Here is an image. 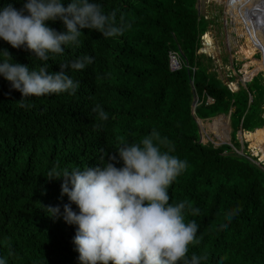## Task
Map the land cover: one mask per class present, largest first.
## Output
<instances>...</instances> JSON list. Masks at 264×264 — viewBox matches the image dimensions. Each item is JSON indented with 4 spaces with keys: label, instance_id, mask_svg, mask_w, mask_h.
<instances>
[{
    "label": "trees",
    "instance_id": "16d2710c",
    "mask_svg": "<svg viewBox=\"0 0 264 264\" xmlns=\"http://www.w3.org/2000/svg\"><path fill=\"white\" fill-rule=\"evenodd\" d=\"M90 2L105 14L116 11L117 21L122 15L131 27L112 38L81 30L78 45H64L63 55L49 53L48 61L0 40L11 62L30 70L47 65L54 72L81 56L93 58L82 70L66 69L79 84L74 95L28 97L23 108L17 103L21 94L0 76V259L6 264H80L73 243L76 226L63 219V205L69 202L61 196L63 180H49L48 173L57 165V170L94 167L102 155L138 143L155 129L173 146L170 154L187 162L168 193L169 203L187 201L199 209L198 215L185 212L186 222L198 225V243L189 246L188 258L204 257L200 264H264V166L227 145L201 144L191 114L195 96L196 118L231 112L232 146L240 151V126L249 132L264 126L261 76L246 74L254 79L232 93L209 72L211 59L197 52L210 21L198 15L197 0ZM7 3L20 8L23 0H0V7ZM48 25L63 30L59 21ZM249 35L246 42L256 43L250 48L255 54L262 44ZM246 48L238 46L239 59ZM170 52L183 62L176 72L169 70ZM4 59L0 55V62ZM208 99L213 103L208 105ZM96 105L108 115L106 121L97 120ZM57 206L60 214L50 216L46 209ZM234 209L239 211L228 221L226 214Z\"/></svg>",
    "mask_w": 264,
    "mask_h": 264
},
{
    "label": "clouds",
    "instance_id": "9594fccd",
    "mask_svg": "<svg viewBox=\"0 0 264 264\" xmlns=\"http://www.w3.org/2000/svg\"><path fill=\"white\" fill-rule=\"evenodd\" d=\"M199 9L197 6L198 15ZM57 21L63 30L48 25V22ZM130 27L122 15L118 22L116 11L105 14L99 4L90 0H68L67 4L62 0H23L20 8L13 3L0 7V40L13 49L32 53L41 61H48L49 53L63 55L64 45H78L81 30H95L105 38H112L123 35ZM202 47L201 42L199 50ZM0 55L5 58L0 62V76L11 89L21 94L17 103L22 108L28 106L25 103L28 97L64 92L74 95L79 84L67 74L66 69L82 70L93 63L92 57L81 56L71 64H61L59 71L49 72L47 65L30 70L28 65L11 62L12 55L7 49H0ZM179 62L180 68L172 71L169 58V70H180L183 65L180 57ZM238 83L236 91L228 87L231 82L225 86L236 93L240 85L243 86L242 82ZM212 103L213 100H207L208 105ZM92 110L97 113L98 121L108 119L99 105ZM222 115L207 120L192 115L195 122L196 119L202 121L201 128L198 127L199 136L200 132L201 137L205 134L202 129L204 122H212ZM100 126L95 124L94 129ZM231 134L230 142L220 145H227L238 155L245 156L239 153L242 145L237 134L240 151L232 146ZM201 137L200 143L203 144ZM172 151L174 148L167 138L153 129L138 143L123 144L115 154L102 155L100 163L94 167L57 170V165L48 173L49 180H63L61 196H67L69 200L63 205V219L65 223L76 226L73 243L79 253L80 264H200L204 257L192 254L188 258L189 246L198 243V225L195 221L185 220L186 211L198 215L199 209L187 201L169 203L168 189L187 167L186 161L170 154ZM248 158L256 164L257 158ZM117 164L122 166L117 167ZM73 204L78 212L73 210ZM46 211L56 217L60 214V207H49ZM238 211L230 210L226 219L231 221ZM221 227H227V224ZM0 264H6L5 260L0 259Z\"/></svg>",
    "mask_w": 264,
    "mask_h": 264
},
{
    "label": "rangeland",
    "instance_id": "374dc122",
    "mask_svg": "<svg viewBox=\"0 0 264 264\" xmlns=\"http://www.w3.org/2000/svg\"><path fill=\"white\" fill-rule=\"evenodd\" d=\"M198 9L200 12V16H203L206 20L210 21V24L208 25L207 32H206V34H209V37H207L208 39L206 41V46L208 45L207 47L210 52L206 54L203 51L205 56L211 59L212 67L209 72L215 73L217 76V79L220 80L224 85L230 84L231 82L233 91L237 90L236 84H239L238 82H241L243 79H248L246 80L247 82L251 81L253 77L247 76L246 74H250L253 71L257 72L255 77L261 76L262 81H263L262 83L264 84V73L259 67L250 69L247 73L242 72L243 66L245 65V63H247V62H244V59H247V58L251 60L257 59V60H260L261 62H264V35H256L251 32V34L253 35L255 39H259L261 41L262 45H260L258 50H256L257 52L254 54V51L250 50V48L253 46V44H256V43L251 41L253 44L248 45L249 48L245 52V57H242L241 59H239L237 46L242 44V40L238 39L237 34H235L233 31L234 26L230 25L231 21L225 15L226 8H225L223 1H220V4H217L214 2H210L209 0H199ZM241 13H242V8L238 9V14L240 15ZM260 27L264 29V24H261ZM201 42L203 43V38ZM202 50H203V47H202ZM214 51L215 53H213ZM232 63H235V66L237 68L235 70L239 72V76L234 74V73H237L235 70L234 72L232 71V65H231ZM232 78H234V80H232ZM260 86L261 87L263 86V90H264V85L260 84ZM219 120L221 122L222 130L223 129L226 130L227 125L229 127V131H230L229 141H226V143H228L230 142V134L232 132L230 122L226 124V120L224 118H219ZM214 122H215V119L212 122L203 123L204 125L203 131L205 132V134L202 135L201 138L203 139H201L202 140L201 142L205 145L208 143H213V145L217 147L219 146V143H215V142L219 141V138L215 136L212 132H210V129ZM244 147L245 148H242V151L240 152L248 155V157H253L254 159L257 158L252 154V151L249 150L245 142H244Z\"/></svg>",
    "mask_w": 264,
    "mask_h": 264
},
{
    "label": "bare ground",
    "instance_id": "6f19581e",
    "mask_svg": "<svg viewBox=\"0 0 264 264\" xmlns=\"http://www.w3.org/2000/svg\"><path fill=\"white\" fill-rule=\"evenodd\" d=\"M209 1L217 4H220V1H223L226 8L225 15L230 19L231 21L230 25L234 26L233 31L235 34H237L238 39L242 40L241 46H243L244 48L247 47L246 44L247 45L253 44L250 41L246 42V38L247 40H249L248 36H251L249 35L251 32L256 35H264L263 32L264 29L260 27V25L263 23H259V24L252 23L251 25L248 17V13L250 14L252 8L256 7L260 0H209ZM240 8H242V13L239 15L238 9ZM205 36H209V34H206ZM205 36H203V38H205ZM244 62L247 63H245V65L243 66L242 72L247 73L250 69L259 67L264 73V67H263L264 62H261L260 60H251L249 58L244 59ZM230 87H232V85ZM226 124H227V120H226ZM202 129H204V125H202ZM210 132H212L215 136L219 138V141L215 142V143H219V145L225 143L226 141H229V132H230L229 127L227 125V129L222 130L221 122L219 118L215 119V122L212 124ZM244 142L247 144L249 150L252 151V154L255 157H259L260 162L264 163V127L257 129L251 133H245Z\"/></svg>",
    "mask_w": 264,
    "mask_h": 264
},
{
    "label": "water",
    "instance_id": "95a60500",
    "mask_svg": "<svg viewBox=\"0 0 264 264\" xmlns=\"http://www.w3.org/2000/svg\"><path fill=\"white\" fill-rule=\"evenodd\" d=\"M198 4H199V0H197L196 7L198 6ZM248 17H249V21H250L251 25H252V23H256V24L263 23L264 24V0H260L259 3L257 4V6L252 8V10L250 11V14L248 13ZM198 54H204L203 50L202 49L199 50ZM231 65L233 66V63ZM234 74L239 75V72H238V74L237 73H234ZM246 80H248V79H243L241 81L242 82L241 84H243V86L245 85V83H247ZM230 86H231V84L228 85V87L231 89V91H233L232 87H230ZM236 86L238 87V85H236ZM249 102H251V97H250ZM196 106H197V97L195 96L194 101H193V105L191 108V113L193 116L195 115ZM221 118H226L228 120V122H230V113L226 117L222 115ZM196 123L198 124V127L200 129L202 121L199 119H196ZM245 133H249V132H244L241 127H240L239 131L237 132V140L242 145L241 150L243 148V140H244ZM200 137H201V132H200ZM239 153L241 154V152H239ZM256 164L258 166H262V167L264 166V163L260 162L259 157H257Z\"/></svg>",
    "mask_w": 264,
    "mask_h": 264
},
{
    "label": "built area",
    "instance_id": "2783aa9c",
    "mask_svg": "<svg viewBox=\"0 0 264 264\" xmlns=\"http://www.w3.org/2000/svg\"><path fill=\"white\" fill-rule=\"evenodd\" d=\"M170 58V68L172 71L177 70L180 68V62H179V57L176 53H170L169 55Z\"/></svg>",
    "mask_w": 264,
    "mask_h": 264
}]
</instances>
